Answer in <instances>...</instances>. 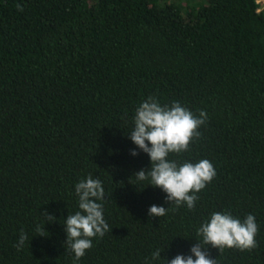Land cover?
Wrapping results in <instances>:
<instances>
[{
  "label": "trees",
  "instance_id": "trees-1",
  "mask_svg": "<svg viewBox=\"0 0 264 264\" xmlns=\"http://www.w3.org/2000/svg\"><path fill=\"white\" fill-rule=\"evenodd\" d=\"M23 11L17 9V5ZM256 0H0V264H73L65 220L75 185L99 179L109 231L76 264H167L191 255L214 212L256 218L257 247L206 250L264 264V11ZM149 96L207 113L178 164L216 176L191 210L135 173L129 138ZM150 146V145H149ZM135 150L138 154L131 155ZM152 205L168 208L149 216ZM55 216L45 221L43 213ZM46 236H36V226ZM23 230L28 240L14 246ZM161 250V258L151 255ZM193 259L195 257L193 256Z\"/></svg>",
  "mask_w": 264,
  "mask_h": 264
},
{
  "label": "clouds",
  "instance_id": "clouds-1",
  "mask_svg": "<svg viewBox=\"0 0 264 264\" xmlns=\"http://www.w3.org/2000/svg\"><path fill=\"white\" fill-rule=\"evenodd\" d=\"M17 9L23 11L19 4ZM206 120L205 111H200L196 116L177 101H173L170 106H162L155 96H149L143 101L136 110L134 128L128 134L137 148L148 154L151 168L135 173L137 181L148 180L149 185L158 187L167 194L166 200L170 204L176 207L186 205L189 210L193 209L199 199L196 193L213 180L216 176L215 168L207 159L197 163L178 164L169 160L168 156L170 153L188 151L193 139L201 135L198 129ZM137 154L135 150L131 151V155ZM75 192L79 197L80 210L68 215L64 223L67 237L65 248L74 254L73 264L91 249L93 238L103 237L109 231V225L103 217V205L97 202L105 198L102 182L89 175L75 185ZM167 211L168 208L152 205L148 214L162 217ZM43 215L45 221L56 219L47 212ZM35 231L38 233L36 236H46L40 225L36 226ZM257 233L258 225L252 214L241 221L230 212H214L197 230V235L202 239L192 246L191 255H176L167 260V264H216V259L210 258L206 250L208 245L218 248L220 252L225 248L251 251L257 247ZM27 240L28 235L21 230L14 246L19 251ZM160 253L159 249L153 252L152 261L159 260Z\"/></svg>",
  "mask_w": 264,
  "mask_h": 264
},
{
  "label": "built area",
  "instance_id": "built-area-1",
  "mask_svg": "<svg viewBox=\"0 0 264 264\" xmlns=\"http://www.w3.org/2000/svg\"><path fill=\"white\" fill-rule=\"evenodd\" d=\"M256 1L259 4L257 11L258 12L264 11V0H256Z\"/></svg>",
  "mask_w": 264,
  "mask_h": 264
}]
</instances>
